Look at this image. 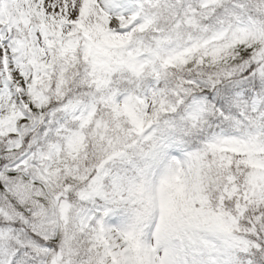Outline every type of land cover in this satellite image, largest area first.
<instances>
[{
    "label": "snow or ice",
    "instance_id": "obj_1",
    "mask_svg": "<svg viewBox=\"0 0 264 264\" xmlns=\"http://www.w3.org/2000/svg\"><path fill=\"white\" fill-rule=\"evenodd\" d=\"M0 264H264V0H0Z\"/></svg>",
    "mask_w": 264,
    "mask_h": 264
}]
</instances>
